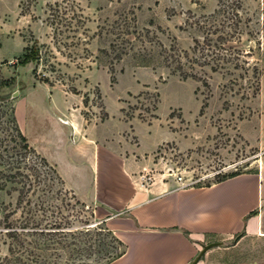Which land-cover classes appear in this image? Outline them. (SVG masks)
Instances as JSON below:
<instances>
[{
    "label": "rangeland",
    "instance_id": "374dc122",
    "mask_svg": "<svg viewBox=\"0 0 264 264\" xmlns=\"http://www.w3.org/2000/svg\"><path fill=\"white\" fill-rule=\"evenodd\" d=\"M220 2L226 0H0V156L4 159L0 163L7 167L20 158L16 152L21 144L11 130L12 94L34 80L80 96L83 113L90 118H105V107L110 114L121 107L126 120L139 117L158 122L152 132L157 139L170 138L173 131L177 141L163 143L151 154V165L140 180L171 181L185 187L254 170L264 161V0H240L242 28L251 32L244 35V43L253 47L245 58L248 63L240 62L241 68L212 72L195 65L193 71L202 80L183 79L173 70L178 53L164 60L173 52L171 46L189 50L193 38L201 39L197 22ZM125 28L141 33L149 29L150 41L141 51L144 54L137 53L142 45L136 40L134 52L116 59L119 41L114 39ZM112 41L114 48L109 46ZM25 46H33L38 58L15 65ZM183 67L189 70L187 64ZM137 131L141 137L145 134L144 127ZM31 159L29 153L23 163ZM40 168L38 179L59 190L44 206L51 204L54 216L72 232L46 247L40 243L37 251L25 243L19 248L5 229L19 217L16 199L21 183L0 175L4 184L0 188V264H14L13 260L105 264L108 256L123 250L92 207L77 203L54 174ZM29 197L39 205V199ZM235 243L234 239L223 242L216 249L220 260L210 261L264 264V260H234L249 251L248 246ZM251 243L256 247L260 242Z\"/></svg>",
    "mask_w": 264,
    "mask_h": 264
},
{
    "label": "crops",
    "instance_id": "0c3cea01",
    "mask_svg": "<svg viewBox=\"0 0 264 264\" xmlns=\"http://www.w3.org/2000/svg\"><path fill=\"white\" fill-rule=\"evenodd\" d=\"M17 92L12 106L28 144L123 243L124 252L105 264H213L220 260L216 249L231 239L249 247L234 260H264V161L208 186L145 182L151 154L177 141L169 128L172 137L157 139L158 122L126 120L121 107L90 118L82 98L57 85L31 80Z\"/></svg>",
    "mask_w": 264,
    "mask_h": 264
},
{
    "label": "trees",
    "instance_id": "16d2710c",
    "mask_svg": "<svg viewBox=\"0 0 264 264\" xmlns=\"http://www.w3.org/2000/svg\"><path fill=\"white\" fill-rule=\"evenodd\" d=\"M54 5L58 6L57 3ZM240 9V0H226V2H220L216 10L203 16V19L200 22H197V28L202 36L201 39L197 37L193 38V45L189 50H178L171 46L169 49L173 52L166 54L164 60L168 61V58L174 57L175 52H177V62L175 66H173V70H177L180 77L183 79L192 78L202 80L201 77L193 71L195 65L209 67L212 72L227 69L236 70L241 68L242 66L240 62L248 63V60H245V58L252 54L253 47L252 45L246 47L247 44L244 43V35L250 34L251 32H244L242 28L245 21H243ZM244 26L247 27V25ZM142 31L143 32L141 33L136 29H122L114 39V41H119V49L114 57L119 59L121 55L133 51L136 40L137 42H141L140 45H142V50L139 49L137 53L144 54L145 52L142 53L141 51H145V43L146 41H150V39H148L150 30L144 28ZM258 33L256 32V34ZM130 35L133 36L130 37ZM114 41L109 45L112 48L115 47ZM37 58V50H35L33 46H25L23 52L16 57L15 65H24ZM183 59H185L186 62H183ZM167 64L170 65L168 62ZM186 64L188 65L189 70L184 69L183 66ZM203 83L204 85H207L205 80H203ZM11 113V130L15 133V136L21 144L18 147V152H16V155L19 154L20 158L13 160L11 164L8 163L7 167H5L6 164L0 163V165H3V168H0V175L11 176L12 178L17 179V183H21L17 189L18 193L16 199V206L21 211L19 217L16 218L14 225L7 224L5 233L12 237L19 248L25 243L31 245L32 248L37 251L40 243L46 247L55 242H60V239L72 232V229L67 228L65 224H63V220L54 216V211L50 209L51 204H48V207L44 206V202L53 197L54 193L58 194L59 190H54L53 184H46L38 179L40 176V167H42L48 174H54L55 178L59 181H61V178L45 158L41 157L28 144L17 125L13 106L11 108ZM29 153L33 155L34 159H31L30 162L23 163L25 155ZM21 156H23V159ZM0 160H4L2 156H0ZM238 173L239 172H232L217 181ZM208 185H210V183L203 186ZM3 186L4 184L1 183L0 188ZM36 192L38 195H36ZM30 194L33 195V197L35 196V199H39V205H36V201L34 202L31 200V196L27 198ZM72 198L75 199L73 194ZM76 202L79 203L80 201L76 199ZM104 228L108 230L106 227ZM113 238L117 243L123 245V243L114 235ZM123 252L124 248L123 250L108 256V258H110L109 261L119 257ZM37 256H39V254H37ZM13 262L14 264L45 263L43 260H13ZM192 262L193 261L189 264H192Z\"/></svg>",
    "mask_w": 264,
    "mask_h": 264
},
{
    "label": "water",
    "instance_id": "95a60500",
    "mask_svg": "<svg viewBox=\"0 0 264 264\" xmlns=\"http://www.w3.org/2000/svg\"><path fill=\"white\" fill-rule=\"evenodd\" d=\"M15 96H17V92H14V93L12 94V97H15ZM211 245H213V244L211 243V244L204 245V246L202 247V250H201L200 254L203 253V252H204L208 247H210ZM200 254L197 256L196 259L199 258ZM196 261H197V260H193L192 264H194Z\"/></svg>",
    "mask_w": 264,
    "mask_h": 264
},
{
    "label": "built area",
    "instance_id": "2783aa9c",
    "mask_svg": "<svg viewBox=\"0 0 264 264\" xmlns=\"http://www.w3.org/2000/svg\"><path fill=\"white\" fill-rule=\"evenodd\" d=\"M179 182L182 180V178L181 177H178V179H177ZM183 186V185H182Z\"/></svg>",
    "mask_w": 264,
    "mask_h": 264
}]
</instances>
